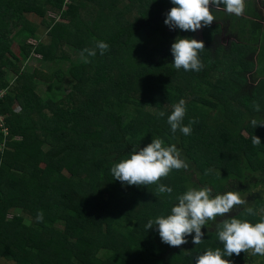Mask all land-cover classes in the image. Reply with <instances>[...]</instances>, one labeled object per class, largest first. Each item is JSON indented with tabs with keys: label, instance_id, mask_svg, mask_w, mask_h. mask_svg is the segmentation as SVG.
<instances>
[{
	"label": "trees",
	"instance_id": "obj_1",
	"mask_svg": "<svg viewBox=\"0 0 264 264\" xmlns=\"http://www.w3.org/2000/svg\"><path fill=\"white\" fill-rule=\"evenodd\" d=\"M171 7V0H0V258L13 264H194L197 254L222 249L219 217L202 227L198 245L193 233L171 247L145 227L170 214L189 187L239 191L244 200L261 189L228 215L253 223L264 215V126L250 124L264 118V78L250 84L247 77L263 76L264 28L232 16L244 41L225 46L218 23L202 27L204 67L177 70L171 44L194 32L164 24ZM18 37L26 57L39 56L45 72H21L23 61L11 50ZM95 41L108 50L83 62L82 50ZM180 99L186 102L183 123L196 121L187 136L173 134L167 123ZM253 135L260 145L252 144ZM153 138L175 144L189 165L160 180L171 194L157 193V184L122 185L110 171L133 146ZM249 206L257 215L246 214ZM38 211L43 222L36 221ZM257 258L264 264V256ZM225 259L242 264L247 253Z\"/></svg>",
	"mask_w": 264,
	"mask_h": 264
},
{
	"label": "clouds",
	"instance_id": "obj_2",
	"mask_svg": "<svg viewBox=\"0 0 264 264\" xmlns=\"http://www.w3.org/2000/svg\"><path fill=\"white\" fill-rule=\"evenodd\" d=\"M171 7L164 20V24L171 30L195 32L202 27L211 26L216 16L214 11L223 9L228 15L242 16L245 12V0H171ZM214 6V9L213 7ZM109 45L104 41H95V46L85 48L81 52L83 62L89 63V57H94L97 51L101 55L107 51ZM205 49L203 40L190 36L177 35L171 44L173 56L172 64L175 69L184 71H200L204 65L199 53ZM260 78L264 77H259ZM253 109L260 113L258 103L253 102ZM164 117L163 111L157 114ZM186 116V102L180 99L172 106L171 113L167 116V123L171 131H177L187 136L192 132L195 120L184 124ZM252 127L264 126V118L253 117L250 120ZM251 142L254 146L261 144L259 136L253 135ZM189 165L182 158L180 150L175 144L166 145L161 138H153L146 146H133L130 155L121 159L111 167L110 171L114 180L122 185L148 186L157 184V193H172V188L160 184L173 170L187 169ZM221 175V172H220ZM176 203L171 207L170 214L157 216L148 220L146 230L156 229L163 243L171 247H180L188 241L187 236L194 233L192 242L198 245L204 233L202 227L210 221L216 224V233L221 248L207 249L195 256L194 264H232L225 259L233 254L239 256L242 252L249 256H264V215H260L257 222L237 218L232 213L234 207L246 204L239 191H226L213 194L208 186L189 187L183 194L176 197ZM247 215H257L253 207L245 209ZM44 214L38 211L36 221L43 222Z\"/></svg>",
	"mask_w": 264,
	"mask_h": 264
},
{
	"label": "rangeland",
	"instance_id": "obj_3",
	"mask_svg": "<svg viewBox=\"0 0 264 264\" xmlns=\"http://www.w3.org/2000/svg\"><path fill=\"white\" fill-rule=\"evenodd\" d=\"M264 1V0H262ZM261 2V4L259 3V5H256V7L258 8L257 9V19L258 21L264 26V19H263V16H264V2ZM259 6V7H258ZM214 8V6H212ZM261 7V8H260ZM214 15L216 16V20L213 21V23H218L220 25V30H221V35H220V38H221V41L223 44H225V46L228 45V42H231V40L233 41H244V40H240V36H238V33L236 32V26H233L231 24V17H237L235 15H231L229 16L227 13H225L224 11L222 13H219L217 11H214ZM50 17H53L54 15L53 14H49ZM247 14H243L242 16H239L237 18H242L243 20H247ZM26 18L29 19L30 21L32 22H36L38 23L39 22V18H37L36 16L32 15V14H27L26 15ZM250 20V19H248ZM252 20V19H251ZM212 23V24H213ZM201 31H202V28L195 31L194 34H193V38H196V39H199L201 40ZM28 43L30 44H33V40L31 39H26ZM25 40V41H26ZM41 40H44L45 39H42ZM22 39L20 37H18L17 39H15L13 41V43L11 44V50L13 51V53L20 59L22 60L21 64L19 65L20 66V69H21V72L25 75H28V76H31L33 77V73H32V70L35 68L37 70H40L42 72H45V68L42 67V65L39 63V59L40 57L35 55V54H31L29 57H26V55L24 54V51L23 49L21 48L20 44L22 43ZM259 46V45H258ZM258 53V49L256 51V53L254 54V59L256 57ZM77 55L73 54L72 57H76ZM248 77V82L250 84L252 83H255L258 78L254 75V72H252L251 74H248L247 75ZM264 77V75L262 76ZM13 78V74L12 73H9L8 72V79L11 80ZM43 85H39V88H42ZM62 86V89L64 90V92H68L70 90V85H68V83L64 84V85H61ZM261 195V189H254L252 190L251 193H249L248 195H246L245 197V200L246 201H252L254 198H257ZM12 215V211L10 210L8 212V218H10V216ZM25 219H27L28 221H30V219L24 217ZM11 263V262H10ZM0 264H5L4 262L3 263H0ZM13 264V263H11ZM242 264H258V258L257 256H249L247 254V259L245 260L244 263Z\"/></svg>",
	"mask_w": 264,
	"mask_h": 264
},
{
	"label": "crops",
	"instance_id": "obj_4",
	"mask_svg": "<svg viewBox=\"0 0 264 264\" xmlns=\"http://www.w3.org/2000/svg\"><path fill=\"white\" fill-rule=\"evenodd\" d=\"M260 1H262V0H245V3H246V9H247V5H249L250 4V9L248 10L247 9V11L248 12H246V9H245V14H247L248 16H247V18L248 19H252V20H254V21H256L257 23H259L263 28H264V26L258 21V19H257V17H255V16H253V15H251V13H255L257 16H258V14H257V7H256V5H259V3L261 4V2ZM262 2H264V1H262ZM259 7V6H258ZM261 8V7H260ZM221 10L223 11V9L221 8ZM248 13H250V14H248ZM263 13H264V11H263ZM234 18H237V17H234ZM263 19H264V16H263ZM238 28H240V27H238ZM237 27H236V31H237V29H238ZM256 57H257V55H256ZM255 57V58H256ZM257 59V58H256ZM256 59H255V61H256ZM259 67V66H258ZM264 68V67H263ZM262 75H264V72H263V74ZM5 263V264H11L10 263V261H7V260H5V259H3V258H0V263Z\"/></svg>",
	"mask_w": 264,
	"mask_h": 264
}]
</instances>
